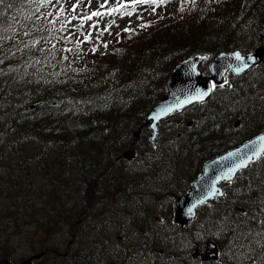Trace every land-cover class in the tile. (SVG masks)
Here are the masks:
<instances>
[{
    "label": "trees",
    "instance_id": "1",
    "mask_svg": "<svg viewBox=\"0 0 264 264\" xmlns=\"http://www.w3.org/2000/svg\"><path fill=\"white\" fill-rule=\"evenodd\" d=\"M79 1L57 2L58 10L43 0L0 2V258L44 252L38 264H100L117 253L119 264H264V155L186 226L169 219L172 198L205 158L264 129V61L163 122L155 146L142 125L177 62L203 54L204 72L220 51L260 44L264 0L149 2L174 13L113 22L110 38L83 41L70 22ZM122 2L110 8L117 16L133 11ZM182 166V185L166 183ZM202 229L219 260L180 253Z\"/></svg>",
    "mask_w": 264,
    "mask_h": 264
},
{
    "label": "water",
    "instance_id": "2",
    "mask_svg": "<svg viewBox=\"0 0 264 264\" xmlns=\"http://www.w3.org/2000/svg\"><path fill=\"white\" fill-rule=\"evenodd\" d=\"M259 37H264V19L261 22ZM264 56V47H258L253 53L241 55L238 51L218 54L208 63L209 76L198 71L203 57H191L178 64L166 82L167 92L157 100L144 118V124L150 129L148 140L156 141L158 123L185 107L202 101L210 91V83L218 84L223 81L227 70L234 75L247 71L250 67L259 65ZM264 154V130L243 140L239 144L206 159L195 178H193L185 194L175 197L172 220L185 225L195 215L197 209L215 197L221 196L220 184L231 181L235 174L257 162ZM131 151L123 156L129 159ZM193 257L200 255V250L191 251ZM40 257L31 255L17 264H33ZM203 260L217 259V248L212 241L205 244ZM0 264H11L7 259H0Z\"/></svg>",
    "mask_w": 264,
    "mask_h": 264
},
{
    "label": "rangeland",
    "instance_id": "3",
    "mask_svg": "<svg viewBox=\"0 0 264 264\" xmlns=\"http://www.w3.org/2000/svg\"><path fill=\"white\" fill-rule=\"evenodd\" d=\"M42 1V0H41ZM44 2H49L51 4V2H58V0H43ZM66 2H75V0H68ZM110 2L112 3L113 0H85L82 1L81 3V7L79 8V14L76 19L73 21V23L75 24L76 28L79 29V33L82 34L83 32H85L91 25H98V26H104L107 27V25H109L113 19L115 20H119L118 17H116L112 12H109L105 6L106 3ZM141 2H148V1H141ZM158 2H161L160 0ZM104 6H101V5ZM56 6V5H55ZM147 9H144V14L142 15H151V12H154L157 7H153V6H146ZM59 9V6L58 8ZM168 10H172L171 7H169L167 9ZM100 13V15H93V13ZM136 16H131L129 18H123V21L126 20H135ZM105 32H107V28L105 29ZM108 33H105V35H107ZM186 167L182 166L180 167L175 173L172 171L171 173L168 172V174L166 175V183L167 182H172L174 184V186L179 187L182 185L183 179L187 174L186 171ZM170 171V169H169ZM111 243H113L114 239L115 240H119V238L115 237V233H113L111 235ZM212 239L210 234L208 232H206L204 229L201 230V234H198L197 237L195 238V240L191 241L190 243H186L184 245H182V248L180 249V253H182L183 255L187 256L190 251L192 249L195 248V246H199L201 249H203V244L206 240H210ZM23 256H28L27 254H23ZM121 260V257H119V254L117 253H109L107 254L106 260L102 261L100 264H119ZM35 264H38V262H36Z\"/></svg>",
    "mask_w": 264,
    "mask_h": 264
},
{
    "label": "snow or ice",
    "instance_id": "4",
    "mask_svg": "<svg viewBox=\"0 0 264 264\" xmlns=\"http://www.w3.org/2000/svg\"><path fill=\"white\" fill-rule=\"evenodd\" d=\"M0 2H2V0H0ZM93 15H100V13H98V12L97 13H93Z\"/></svg>",
    "mask_w": 264,
    "mask_h": 264
}]
</instances>
